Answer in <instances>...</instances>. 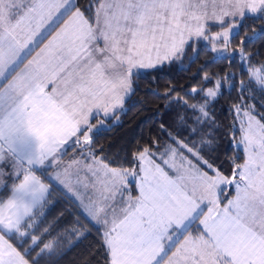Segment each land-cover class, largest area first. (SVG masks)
<instances>
[{"label": "snow or ice", "instance_id": "snow-or-ice-1", "mask_svg": "<svg viewBox=\"0 0 264 264\" xmlns=\"http://www.w3.org/2000/svg\"><path fill=\"white\" fill-rule=\"evenodd\" d=\"M248 18L264 21V0H0V264H55L64 212L77 239L102 226L103 264H264V112L247 103L264 101V53L239 35ZM189 50L205 59L165 86L173 123L130 158L104 155L93 137L133 78ZM218 60L239 73L200 75ZM225 86L227 171L213 159ZM60 198L74 208L52 216Z\"/></svg>", "mask_w": 264, "mask_h": 264}, {"label": "trees", "instance_id": "trees-1", "mask_svg": "<svg viewBox=\"0 0 264 264\" xmlns=\"http://www.w3.org/2000/svg\"><path fill=\"white\" fill-rule=\"evenodd\" d=\"M75 2L82 8L89 4V0H75ZM245 24L246 29L241 28L239 35L243 36L247 30L250 39L246 43V50L251 52L259 50L264 53V27H262L264 21L248 18L245 20ZM238 42L239 37L236 40V43ZM191 56L192 52L189 50L182 65L180 62L172 65L166 64L158 70L142 71L139 78H133V92L125 100L124 107L107 120L105 127L99 129L93 137L96 146H103L104 155L117 162H121L125 156L130 158L131 153L138 145L142 146L150 138L160 136L159 128L162 123L166 125L173 123L176 109L169 111L163 107L167 104L163 98L165 86L169 81L185 83L187 77L197 72L205 59V53L200 52L199 58L193 61L189 60ZM228 63L227 60H218L204 68L200 75L218 72L222 68L225 71L231 70L239 73L238 60L231 69L226 68ZM257 97L256 100H248L247 103L255 104L257 111L264 112V108L260 106L264 101L259 98V94ZM234 103H238L237 91H231L225 86L223 95L214 105L215 119L219 125L217 136L220 146L213 159L216 165L223 163L225 171L229 169L226 158L233 154V147L229 140V127L233 124L235 115L232 111ZM235 123L238 127L236 121ZM162 139H166V137ZM70 207L74 208L63 198H60V203L56 206L52 216H58L60 212ZM52 216L49 217L50 220ZM75 219L76 216L68 212H64V216L59 219L57 230L64 234L65 244L62 255L54 258L55 264H103L104 249L100 229L93 227L86 236L82 235L77 239L70 234ZM81 222L84 223L83 218H81ZM65 229L68 231L64 232Z\"/></svg>", "mask_w": 264, "mask_h": 264}, {"label": "crops", "instance_id": "crops-1", "mask_svg": "<svg viewBox=\"0 0 264 264\" xmlns=\"http://www.w3.org/2000/svg\"><path fill=\"white\" fill-rule=\"evenodd\" d=\"M128 98V97H127ZM126 98V99H127ZM120 110V109H119ZM119 110H117V112L119 111ZM113 117V116H112ZM112 117H110V118H112ZM109 118V119H110ZM108 119V120H109ZM107 121V120H106ZM106 121H105V125H106ZM98 121L97 120H94L93 121V123H97ZM105 127V126H104ZM103 128V127H102ZM74 155H75V152L74 151H72V150H70V151H68L67 152V154L66 155H64L63 157H62V160H61V163L63 164V163H67L69 160H71L73 157H74ZM52 169H50V171H51ZM80 175H81V178H83L84 177V174L81 172L80 173ZM95 227H97V228H99L100 229V231H101V233L103 232V228H102V226H100V225H97V226H95Z\"/></svg>", "mask_w": 264, "mask_h": 264}, {"label": "rangeland", "instance_id": "rangeland-1", "mask_svg": "<svg viewBox=\"0 0 264 264\" xmlns=\"http://www.w3.org/2000/svg\"><path fill=\"white\" fill-rule=\"evenodd\" d=\"M74 2H75V0H74ZM127 98V97H126ZM126 100V99H125ZM236 122H237V125L239 126V120L237 119L236 120ZM83 173V172H82ZM84 174V173H83Z\"/></svg>", "mask_w": 264, "mask_h": 264}]
</instances>
